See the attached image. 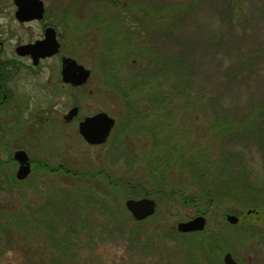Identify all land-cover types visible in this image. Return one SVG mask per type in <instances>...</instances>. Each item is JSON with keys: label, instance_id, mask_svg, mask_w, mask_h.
I'll return each mask as SVG.
<instances>
[{"label": "rangeland", "instance_id": "1", "mask_svg": "<svg viewBox=\"0 0 264 264\" xmlns=\"http://www.w3.org/2000/svg\"><path fill=\"white\" fill-rule=\"evenodd\" d=\"M50 5L70 24L62 53L92 77L73 92L56 60L15 75L0 161L19 148L34 161L22 180L0 164V264H264V0ZM75 103L115 118L105 144L63 125ZM147 192L157 211L137 221L126 199ZM202 211L206 232L176 233Z\"/></svg>", "mask_w": 264, "mask_h": 264}, {"label": "flooded vegetation", "instance_id": "2", "mask_svg": "<svg viewBox=\"0 0 264 264\" xmlns=\"http://www.w3.org/2000/svg\"><path fill=\"white\" fill-rule=\"evenodd\" d=\"M28 1H31V3H30V7H31L30 10L31 11H27L25 13L24 18H21V16H17L18 5L16 4L15 0H10L11 5L9 7L8 14H5L2 10L0 12V17L2 16L4 18L7 15L10 19V22H8L7 24L0 25V107L4 106L8 102L6 104L7 109H9V107H10V103L8 100H9V98L12 97L11 93L14 92V89L11 88V85H14L15 75L19 76L22 72L20 66L24 67V69L26 71H31L32 73H36V72L39 73L40 68L43 67V65H45V63L47 61L56 60L58 63V64L56 63L57 64V66H56L57 67V75H58L57 80L63 86H65V85L70 86V89L73 92L75 91V89H78L81 86L87 84L92 77V70L90 69L91 75L85 84L76 86V85H73L71 83L64 82L63 74H62L63 69H64V59L65 58H72V57L67 56V55L62 53L63 47L66 44V43L63 44L64 43L63 33L66 31V29L63 28V25L65 24V26H67V28H69L70 24L68 22L63 21V19L67 21V18L63 15V11L59 7V5L55 9H53L51 7V5H50L51 2L56 1V0H28ZM39 1L42 3V10L39 9V6H40ZM33 3H34V5H33ZM17 30H20L21 34H19L17 32ZM47 34L48 35L49 34L54 35L55 39L60 44V48H59L58 53H56L52 56H49V57L39 58L38 60H36V58H34L32 56V54L22 55L19 52V48L22 46L35 45L38 42H42L43 40H45L47 38ZM13 38L17 39V40H15V42H13V43H10L11 40H13ZM74 43L70 44L69 49H72L73 47H75ZM11 49H13V54L16 55L15 58L6 57V55H8L7 51L11 50ZM8 53H10L12 56L11 52H8ZM72 59H75V58H72ZM75 60L78 63H80L77 59H75ZM82 65H84V64H82ZM4 110L5 109H1L0 113ZM72 111H73V113L70 114V112H72ZM80 111H81L80 105L75 103V105L72 106L63 115V125L70 126L74 123V121H77L79 135L83 138V140L86 143L90 144L82 136V134L80 132V124L85 119H87L88 117H91V116H93L99 112L82 116ZM10 112H11V110L9 111V113ZM69 114H70V116L68 118ZM0 120H1V118H0ZM8 122L9 121H7V123ZM9 130L10 129L7 130L8 133L10 132ZM11 131L15 133L16 130H15V128H13ZM0 134L5 135V133H3V132L2 133L0 132ZM58 134H62V133H58ZM6 137H8V136H6ZM105 143H103V144H105ZM90 145L97 146L96 144H90ZM99 145H102V144H99ZM18 150H24L29 155L28 151L24 148L12 150L11 153L8 154L9 157L6 159H2L0 161V164H2V163L4 164L6 162H7L6 164H8L9 162H12V163L17 162V160L15 159V152ZM2 153L3 152H1V149H0V154H2ZM29 157H30V155H29ZM33 161H34V159L30 157L31 168H32ZM66 162H68L67 159H65L64 163L59 164L58 171L61 172V170H64L67 174L76 173V172L72 173L73 170L71 168L65 167ZM44 164L46 167L49 166L47 162H44ZM50 171L58 172L56 169H53V168H51ZM31 172H32V170H31ZM101 172H103V171H101ZM14 173L15 172H12L11 175ZM16 173H17V171H16ZM87 174L88 173H84L83 176L86 177ZM8 175H9V173H8ZM92 177L93 178L97 177V175H94ZM108 177H109V175L106 176V179ZM18 180H20V179H18ZM148 193L149 192H147V194ZM146 197L153 198L151 195H146ZM156 204H157V202H156ZM157 207H158V204L156 206L155 213L157 211ZM155 213L152 216H154ZM200 215L205 216V212L202 211ZM148 218L149 217L142 219V220H137V219L136 220L137 221H144ZM193 218H195V217H193ZM193 218H191V219H193ZM205 218H206V216H205ZM188 220H190V219H188ZM183 221H186V220H183ZM177 224L175 226L176 230H177ZM206 229H207V218H206V224L202 230L192 231V232H179L177 230L178 232L176 231V233L181 234V235H186V236L187 235L188 236H196V234L198 232H201V233H203L202 231L206 232ZM211 235H213V234H211ZM213 236H215V235H213ZM193 239L195 240V238L190 237V240H188V242L196 244L197 242H192ZM216 246H217V241H216ZM221 251L219 253H222ZM229 253H231V252H229Z\"/></svg>", "mask_w": 264, "mask_h": 264}, {"label": "water", "instance_id": "3", "mask_svg": "<svg viewBox=\"0 0 264 264\" xmlns=\"http://www.w3.org/2000/svg\"><path fill=\"white\" fill-rule=\"evenodd\" d=\"M15 2L18 5L17 16L24 18L25 13L27 11H31V1L15 0ZM39 5V9L42 10V3L40 1ZM59 48L60 44L55 39L54 35L47 34V38L42 42H38L35 45L22 46L19 48V52L22 55L32 54V56L38 60L39 58L49 57L58 53ZM62 74L64 82L79 86L88 81L91 75V70L81 63H78L75 59L65 58ZM72 113L73 111L70 112V114ZM70 114L68 115V118ZM115 123V118L111 117L108 113L99 112L91 117H88L80 124V132L90 144H103L108 140ZM15 159L19 165L16 177L20 180L27 178L32 170L29 155L24 150H18L15 152ZM156 206V201L151 197H143L139 199L129 198L126 200L127 209L137 220H142L152 216L155 213ZM226 218L232 224L239 222V217L235 215L229 214ZM205 224V216L199 215L190 220L180 221L177 224V230L179 232L199 231L204 228ZM224 264L244 263L237 261L232 253L228 252L224 255Z\"/></svg>", "mask_w": 264, "mask_h": 264}, {"label": "trees", "instance_id": "4", "mask_svg": "<svg viewBox=\"0 0 264 264\" xmlns=\"http://www.w3.org/2000/svg\"><path fill=\"white\" fill-rule=\"evenodd\" d=\"M111 180V179H110ZM109 181V180H108ZM146 195H151V193L149 192L148 194L146 193ZM145 195V196H146ZM152 196V195H151ZM221 264H223L222 260H220Z\"/></svg>", "mask_w": 264, "mask_h": 264}]
</instances>
